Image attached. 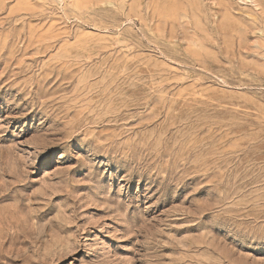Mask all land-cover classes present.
<instances>
[{
	"label": "rangeland",
	"instance_id": "rangeland-1",
	"mask_svg": "<svg viewBox=\"0 0 264 264\" xmlns=\"http://www.w3.org/2000/svg\"><path fill=\"white\" fill-rule=\"evenodd\" d=\"M0 264H264V0H0Z\"/></svg>",
	"mask_w": 264,
	"mask_h": 264
}]
</instances>
